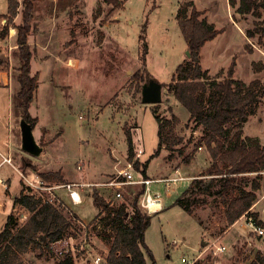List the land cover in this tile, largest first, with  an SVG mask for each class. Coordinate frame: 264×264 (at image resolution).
I'll list each match as a JSON object with an SVG mask.
<instances>
[{"label":"rangeland","instance_id":"1","mask_svg":"<svg viewBox=\"0 0 264 264\" xmlns=\"http://www.w3.org/2000/svg\"><path fill=\"white\" fill-rule=\"evenodd\" d=\"M18 1V15L14 20L17 24L21 22L22 11V0ZM182 1L126 0L121 7L113 10L102 0H77L69 8L70 14L59 18L51 41L58 52L55 57H58L31 59L30 73L38 71V87L29 107L31 115L38 118L33 128L35 141L41 147L37 154L23 150L21 145V111L15 106L18 59L14 52L18 48L13 51L11 86H0V152H4V144L9 141L12 163H16L17 158L20 174L11 162L3 161L0 177H9L10 187L9 180L5 179L7 186L0 194V230L10 211L15 214L19 224L28 215L22 206L13 207L11 197L20 191L21 180L26 185L21 174L34 177L36 171L59 169L65 176L64 182L106 181L118 169L127 167L129 160L125 128H129L132 133L134 152L139 162L154 153L158 146L157 121L153 113L155 103L141 102L139 91L144 79L138 81L133 75L145 68L153 78L163 83L164 99L156 103L159 115L169 117L168 107L171 106L179 119L173 133L177 138L182 137V142L174 145L172 150L163 148L158 155L150 158L146 177L171 176L175 168L188 177L174 184L168 196H165L164 182L152 183V190L159 191L163 199V208L149 213L152 215L145 230V242L156 264H185L181 257L191 259L200 251L203 252L196 259L200 264H245L257 250L264 254V235L257 236L250 231L246 215L227 225L225 206L219 195L202 191L189 195L187 202L191 213L173 204L190 181L205 172L211 162L206 147L198 143L203 134L202 127L188 120L187 110L167 92V83L171 81L176 66L187 56V44L176 20V12ZM193 2L198 9H203L216 28L221 29L215 40L207 41L202 46V66L216 75L219 68L226 70L235 57L238 62L235 77L246 82L252 78L264 80V33L259 39L260 31L256 28L257 21L262 18L237 12V2ZM5 4L6 0H0L3 11L6 10ZM42 6L39 0L36 1L32 23L41 24L46 19L40 8ZM229 19L234 22L231 23ZM64 25H68V28ZM248 29L254 31L249 39L245 35ZM210 45H215V50ZM29 46L33 53L34 48ZM251 57L252 63H255L253 70L249 63ZM244 132L264 142V90L259 98L257 116L245 123ZM181 146H185L182 155L178 154ZM140 150L141 154L137 155ZM170 153L173 156L169 157ZM186 154H192L194 161L183 162L182 158ZM79 160L85 163L83 171L76 169ZM131 164L129 169L133 176L139 177L141 173ZM44 184L47 187L60 185L54 181ZM129 186L121 188L122 197L113 199L111 204L124 202L129 212H132L130 198L125 197L130 196ZM217 188L218 184L212 187L213 190ZM40 191L51 199L58 196L87 225L92 223L90 241L82 244V230L76 236H67L50 245V251L30 246L21 254L22 264H55L66 253H71L74 264H91L92 256L107 254L110 242L105 236H108L107 233L112 234V231L103 225L94 224L99 209L93 202L92 193L96 191L104 197L108 194L106 200L111 201L109 194L114 197L113 189L101 186L83 188L80 190V203H72L67 190L62 187ZM263 192L264 183L257 190L254 202L257 206L251 210L258 214L257 217L252 215L256 220H264ZM52 194L56 196L52 197ZM53 201L58 203L56 199ZM73 222L80 225L74 219ZM212 241L225 245L226 250L214 253L206 248ZM59 250L66 253L60 254Z\"/></svg>","mask_w":264,"mask_h":264},{"label":"trees","instance_id":"2","mask_svg":"<svg viewBox=\"0 0 264 264\" xmlns=\"http://www.w3.org/2000/svg\"><path fill=\"white\" fill-rule=\"evenodd\" d=\"M115 10L126 0H102ZM236 11L251 13L261 17L257 21L260 37L264 33V0H228L235 4ZM18 0H8L7 13L10 22L17 14ZM21 22L12 23L17 29L16 42L18 59L16 80L18 89L15 93V106L21 111V118L32 128L37 123V116H32L29 107L38 87V71L30 73L32 50L28 42V34L32 30L35 18L36 0L21 1ZM63 7V2H62ZM193 0H184L179 4L176 20L187 44L189 55L180 62L167 83V92L184 106L189 117L197 126H201L203 134L198 140L206 147L211 162L207 170L194 177L189 185L174 200L187 212L189 195L202 191L215 193L221 197L225 206L224 215L227 225L232 224L241 215H253L251 207L257 199V190L261 186L262 171H264V143L257 137L243 135L242 124L249 116L256 113L259 98L264 89V81L253 78L246 82L234 77L235 58L233 57L226 70L220 68L216 75L201 65V48L214 38L221 29L202 16ZM73 31H71V34ZM245 35L251 37L254 31L246 30ZM146 50V47L143 48ZM255 68V63H252ZM145 68L137 70L133 75L138 81L143 80ZM169 117H162L153 105V113L157 121L158 146L154 153L145 161L139 162L135 156L133 137L129 128H125L128 162L134 169L146 177V168L150 158L159 154L161 149L172 150L174 145L182 142V137L173 133L178 117L169 106ZM201 147V146H200ZM185 146L178 149L183 154ZM173 156L171 153L169 157ZM192 154L183 156L182 161L189 163ZM141 166V168H139ZM36 171V170H35ZM37 175L47 181L64 182L60 170L36 171ZM255 173L249 177V174ZM21 189L12 197L13 207L20 205L28 212L25 220L19 224L15 214L10 211L0 230V264H22L21 254L30 246H39L50 251L52 242L63 238L76 230L73 219H79L77 214L66 207L58 198L49 201L44 195L30 193L21 180ZM218 184L217 189H212ZM132 212H129L124 202L109 204L94 191L92 199L99 211L96 214L95 225H103L112 231L107 232L110 242L106 258L110 264H156L153 254L145 242V230L150 223L152 214L143 211L138 204L142 193L140 185L129 186ZM132 188V189H131ZM94 222V221H93ZM257 223L264 226V220ZM93 226V225H92ZM55 264H74L71 253H66ZM193 264H200L195 261ZM245 264H264V254L257 250Z\"/></svg>","mask_w":264,"mask_h":264},{"label":"built area","instance_id":"3","mask_svg":"<svg viewBox=\"0 0 264 264\" xmlns=\"http://www.w3.org/2000/svg\"><path fill=\"white\" fill-rule=\"evenodd\" d=\"M16 16L13 17L12 21L10 22L9 15L7 13V8L5 11L1 10L0 8V86H4V87L11 86V82H12L11 65H12L13 51L16 48H18V44L16 42V28L12 24L15 22L14 20ZM249 42L252 46L257 48L256 45H254V43H252L251 41ZM138 154H141V150L140 152L137 153V155ZM4 160L7 162H10L11 158L7 156V157H4ZM84 165H85L84 161L79 160L77 162L76 169L78 171H83L85 167ZM131 167H132L131 162H128L126 168L118 169L115 175L108 177L106 181L93 183L90 181L82 180V181H67L64 183L62 182L61 184L55 182V184H60V185L48 186V187L44 184L48 181L40 178L37 175L34 177L33 176L28 177L24 174H21L20 176H22V179L26 182V185L25 184L24 185L29 188L30 193L37 194V195H44V193L41 192L40 189H45V188L51 189L53 187H62L67 190L68 196L72 203H80L82 201V197L80 193L81 189L86 188V187H92V186H95V187L101 186L107 189L111 188L114 190V197H112V195L109 194V196L111 197V201H109L110 199L106 200V197L108 194L106 195V197L101 195L105 199V201L111 204L113 199L118 200L120 197H122V192L120 190L121 188H123L126 185L139 184L142 187V193L139 197L138 204L141 209L145 210L148 213H155L157 211H160L163 208V199L161 197V194L157 190H152V183L164 182L165 195H170V189L174 184H176L178 181H182L188 178L187 176L183 175L178 168H175L171 176H167L163 178L162 177L161 178H149V177H144L141 174H139V177L135 178L133 176L132 171L129 169ZM0 185L6 187V180L1 177H0ZM55 196H56L55 194H52V197H55ZM45 197L49 201L58 199V196H56L54 199H51V197H48V196H45ZM244 215L245 214H243V216ZM76 221L80 223V225H77V223L74 224L76 226V230L64 236L63 238L56 240L55 242H58V241L60 242L66 239L67 236L69 237L76 236V234H79L80 231L82 230L84 231V235L82 236V239H81V242L83 241L82 244H86L87 240L90 241L89 232H90V227L92 223L87 225V222H84L81 219H77ZM246 222L251 232L255 233L258 236L264 235L263 226L259 225L257 223V220L253 218L252 215H249L246 217ZM55 242H52L51 245H53ZM211 246H213V249ZM206 248H209L214 253L222 252L226 250L225 245L217 244L215 243V241H212L210 244H208ZM58 252L62 254L64 251L59 250ZM202 252L203 251H200L198 255H195L191 259L181 257V261L184 262L185 264H193L195 260L199 258ZM91 264H110V263L108 262L106 255L103 256L101 254H96L91 257Z\"/></svg>","mask_w":264,"mask_h":264},{"label":"crops","instance_id":"4","mask_svg":"<svg viewBox=\"0 0 264 264\" xmlns=\"http://www.w3.org/2000/svg\"><path fill=\"white\" fill-rule=\"evenodd\" d=\"M36 1H38V0H36ZM76 1L77 0H39V3H41L43 5L40 8H41V11L44 14V17H46V19L41 24H39V23H37V24L36 23H32V30L28 34V42L34 48L33 53H32V56H31V59L32 58H37V59L42 60V59H48L49 57H54V58H57L58 57V56L55 57V55L58 54V52L55 51L56 50V48H54L55 46L53 47L51 45L52 37H53V34L56 32V28L58 27L59 18H61L63 16H66V14H70V9L69 8H71V6L76 3ZM7 2H8V0H6V4H5L6 5V8H7V5H8ZM62 2H63V7H62ZM201 10L203 11V9H201ZM41 11H40V16H39L40 19L42 17ZM36 13L39 14L38 11ZM17 15H18V13H17ZM202 16L205 17L209 22L214 23L213 21H211L210 19H208L206 17V14H205L204 11H203ZM230 19H231V17H230ZM230 22L232 23L234 21L230 20ZM64 26H66V28H68V25H64ZM219 33L214 38H212L211 40H208V42L215 40L217 38V36L219 35ZM246 38L249 39L247 36H246ZM247 42H249V41L247 40ZM210 47H212V50H215V45H210ZM250 54H253V52L250 53ZM200 62H201V60H200ZM235 62H236L235 68H237L238 62L237 61H235ZM252 62H253V58L251 57L249 59V63H250V66H251V70H253ZM203 68H205V67H203ZM205 69H207L209 71V73L212 75V73L210 72V70L208 68H205ZM234 74H235V71H234ZM252 75H253V71H252ZM234 77H235V75H234ZM261 81H264V80L261 79ZM188 116H189V114H188ZM255 116H257V111H256L255 114L249 116V118L247 119V121L244 122L243 124L245 125V123L249 122L251 120V118H253ZM243 124H242V130L244 128V125ZM243 135H248V136L256 137L254 135L246 134L245 132H244ZM260 142L261 143H264L263 141H260ZM9 143H10L9 141L6 142L4 144V148H3L4 149V152L3 153L0 152V153H2V154H0L1 157H2V159L0 160V168L4 164L3 163V161H5L4 160V157L9 156L11 158V161H10L11 163L10 162L9 163L12 164V166L15 169L19 170L18 169L19 162H18L17 158H16V161H15L16 163H14V162L12 163V161H13L12 160V157L13 156H12V151H11V147H10V144ZM192 161H194V160L192 159L191 162ZM5 162L7 163V161H5ZM19 174H20V170H19ZM261 174H262L261 185H263V183H264V171H262ZM4 179H6V180L8 179L9 180V187H10V179H9V177H6L5 176ZM0 187H1V189H0V194H1V193H3V190H4L5 187L2 186V185H0ZM262 195H264V192H263ZM13 196H15V195H12L11 197H13ZM165 196H168V195H165ZM253 206L254 207L257 206L256 203H254L252 205V207ZM252 207H251V210H253ZM242 216L243 215H241L240 217H242ZM78 218H79V216H78Z\"/></svg>","mask_w":264,"mask_h":264},{"label":"water","instance_id":"5","mask_svg":"<svg viewBox=\"0 0 264 264\" xmlns=\"http://www.w3.org/2000/svg\"><path fill=\"white\" fill-rule=\"evenodd\" d=\"M187 56L189 55L186 50ZM139 97L143 103H159L164 99L163 83L156 78L147 80L145 78L140 84ZM21 145L23 150L37 154L40 152L41 147L35 141L33 128L26 120L21 118Z\"/></svg>","mask_w":264,"mask_h":264},{"label":"flooded vegetation","instance_id":"6","mask_svg":"<svg viewBox=\"0 0 264 264\" xmlns=\"http://www.w3.org/2000/svg\"><path fill=\"white\" fill-rule=\"evenodd\" d=\"M143 75H144V78L143 79L147 78V80H150V79L153 78L152 75H150L149 73H145Z\"/></svg>","mask_w":264,"mask_h":264}]
</instances>
